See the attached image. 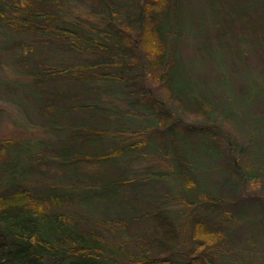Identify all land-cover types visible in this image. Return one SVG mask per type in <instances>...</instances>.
I'll use <instances>...</instances> for the list:
<instances>
[{
	"label": "rangeland",
	"instance_id": "1",
	"mask_svg": "<svg viewBox=\"0 0 264 264\" xmlns=\"http://www.w3.org/2000/svg\"><path fill=\"white\" fill-rule=\"evenodd\" d=\"M233 1L182 0L185 32L178 37V52L201 93L199 110L193 111L194 104L187 100L182 104L169 103L166 88L155 86V81L147 79V88L152 85L150 89L168 102L188 127L205 126L211 134L189 133L175 126V135L166 133L165 140L152 136L136 151L99 162L81 161L75 171L72 164L55 157L61 143L69 141L72 135L64 125L71 124L70 116L58 113L53 119L57 126L53 127L52 121L48 123L47 115L39 110V101L21 89L11 93V89L2 84L0 165L5 164V168H0V192L11 187L8 172H12V160L18 155L27 163L20 173L12 176L15 184L42 192L66 190L76 197L83 195L85 187L88 194H105L103 198L94 197L93 202L86 205L76 202L69 207L53 205L50 209L62 211L70 221L78 219L103 231L111 244L123 246L124 255L137 256L142 250L154 256L165 252L168 255L170 252L164 246L172 244L174 260L186 262L190 259L186 253H191L193 248L194 224L203 220L207 229H225L226 239L231 240L230 245H221L222 264H264V36L256 32L258 38L255 39L256 35L252 37L250 33L251 20H264V9L257 7L260 12L251 13L244 18L245 22L236 19L234 27L224 32L227 27L220 19L231 13ZM68 6L71 14L87 17L89 21L100 17L96 5L88 0H70ZM47 39L27 31L1 29L0 73L25 80L29 76L21 75L20 71L28 72L36 67L35 62L43 67L48 64L78 68L100 59L88 51L61 48L56 42L48 46ZM13 41L24 44L23 47L37 48L38 55H30L36 61L31 60L28 68H20L7 48ZM207 41H210L209 46ZM17 51L22 52V48ZM52 85L60 91L71 90L69 94H76L79 87L95 84L56 79ZM97 86L101 90L97 93L99 96L85 95L79 103L96 101L106 107L108 119L93 117L88 112L82 116L72 115L80 120L90 117L95 126L107 125L110 131L117 125L123 126L129 136L101 137L91 147L84 144L83 153L94 154L126 141H144L148 135L145 129L141 135L131 134L148 124L147 110L132 107L124 96L123 85L100 82ZM137 97L130 100L136 101ZM129 110L136 115H128ZM78 144L81 147L83 143L80 140ZM216 144L220 146V153L214 148ZM4 146L8 147L5 153ZM250 172L255 174L250 175ZM185 176L199 186L185 187L182 181ZM165 219L172 220L175 238L164 230ZM217 237L218 234L207 241L216 244ZM165 240L170 244L161 245Z\"/></svg>",
	"mask_w": 264,
	"mask_h": 264
},
{
	"label": "trees",
	"instance_id": "2",
	"mask_svg": "<svg viewBox=\"0 0 264 264\" xmlns=\"http://www.w3.org/2000/svg\"><path fill=\"white\" fill-rule=\"evenodd\" d=\"M69 1L0 0V31L5 28L15 32L27 31L44 35L48 37V46L56 42L61 48L88 51L100 57L99 61L78 68H61L48 64L43 67L30 56L38 55L37 48L23 47L24 44L15 41L7 46L20 68H28L31 60L36 63V67L34 65L28 72L20 71L21 75L29 76L25 80L13 79L0 73V85L5 84L11 89V93L21 89L39 101V110L42 115H47L45 118L48 123L52 121L53 127L57 126L53 119L58 113L68 114L69 119L73 120L71 124H64L72 135L69 141L61 143L55 153L58 160L72 164L76 171L77 164L81 161L99 162L109 159L110 156L131 153L145 146L152 136L165 140L166 133L175 135V126L186 129L189 133L211 134V130L205 126L197 128L194 124L195 126L188 127L189 124L184 123L178 113L168 106V102L150 89L152 85L147 88V79L150 78L155 81V86L166 88L169 103L176 101L182 104L187 100L194 104L193 111L200 108L201 93H198L192 73L186 68L178 52V37L185 32L182 0H88L96 5L100 15L95 21L71 14V8L68 9ZM231 6V13H226V17L220 19L225 21L223 23L227 27L224 32L229 27H234L236 19L245 22L244 18L251 13L258 14L259 8L264 9V0H234ZM251 22L252 37L256 35L257 39V33L264 36V20ZM220 33L222 32L218 34ZM209 44L210 41H207V46ZM19 48H22V52L17 51ZM56 79L72 80L80 84L94 83L96 86L79 87L80 89L75 90L76 94H69L71 90L60 91L52 85ZM100 82H115L125 86L124 96L132 103V107L139 110L144 107L147 110L148 124L144 128L136 129L131 135H141L143 129L148 131V135L144 141L116 143L110 148L86 155L82 151L84 144L85 147H91L95 141L98 142L105 136H129L128 130L123 126L117 125L115 130L110 131L107 125L104 128L95 126L90 117L80 120L72 115L77 113L82 116L88 112L93 117L100 116L105 121L108 119L105 114L106 107L96 101L89 104L79 103L85 95L99 96L97 93L101 90L97 89V85ZM143 83L145 86L141 85ZM135 96L141 97H137L136 101L130 100ZM211 111L210 114L213 113ZM102 112L104 113L101 114ZM129 114L132 117L136 115L131 110L128 111ZM80 140L83 143L81 147L78 144ZM163 145L167 147L166 143ZM214 148L219 152V145L216 144ZM7 151L8 147L4 146V153ZM17 156L12 160V172H8L11 187L0 192V264H222L221 245H230L231 240L226 239L225 229H207L209 227L203 220L194 224L195 230L191 234L193 248L191 253H186L190 257L186 262L174 260L172 252L175 251L172 244L164 246L170 244L166 240L161 245L171 254L166 255L165 252L162 256H154L151 252L142 250L137 256L124 255L123 246L111 244L103 231L86 222L81 223L78 219H73L72 222L62 211L50 209L53 205L57 208L69 207L76 202L86 205L92 203L94 197L103 198L105 194H88V188L85 187L82 189L83 195L76 197L66 190L61 193L50 190L42 192L20 183L15 184L12 176L20 173L27 163L23 157L21 160ZM0 168H5V164L0 165ZM252 174L255 173L250 172ZM188 178L189 176L182 178L185 187L195 188L198 182ZM172 223V220L165 219L162 225L166 233L175 238V227ZM216 234V244L207 241Z\"/></svg>",
	"mask_w": 264,
	"mask_h": 264
}]
</instances>
